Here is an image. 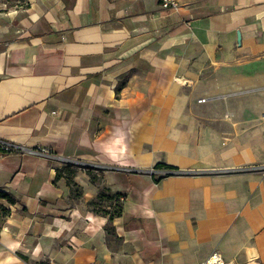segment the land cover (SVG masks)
Segmentation results:
<instances>
[{
  "label": "crops",
  "instance_id": "0c3cea01",
  "mask_svg": "<svg viewBox=\"0 0 264 264\" xmlns=\"http://www.w3.org/2000/svg\"><path fill=\"white\" fill-rule=\"evenodd\" d=\"M177 2L0 0V264H264V0Z\"/></svg>",
  "mask_w": 264,
  "mask_h": 264
},
{
  "label": "trees",
  "instance_id": "16d2710c",
  "mask_svg": "<svg viewBox=\"0 0 264 264\" xmlns=\"http://www.w3.org/2000/svg\"><path fill=\"white\" fill-rule=\"evenodd\" d=\"M72 167L67 166L65 169L61 170L66 173L67 177H70V174L73 173V170L71 169ZM153 170L157 171H166V172H171L173 169L170 167H167L163 164H157L155 167L152 168ZM90 168H87V171L90 173ZM60 172L57 173V177L59 176ZM154 177V176H152ZM161 178V177H160ZM92 181H94V177L91 178ZM67 185L72 186L75 188V184L67 180ZM118 195H110L107 193V190L105 188L101 189L100 193L97 195L96 199L94 201H91L87 203V208L94 214H100L102 216H107L108 221H112L113 218L115 217H120L121 216V206L120 203L118 202ZM1 202H5L9 205L13 204L15 202V199L13 196L0 192V225L2 221L9 215V211L1 204ZM102 203H105V207H102V209H99L98 206L101 205ZM114 206V211L111 212L112 206ZM106 207H109V209H106ZM110 232V228H107ZM31 264H48L47 261H40V262H34Z\"/></svg>",
  "mask_w": 264,
  "mask_h": 264
},
{
  "label": "built area",
  "instance_id": "2783aa9c",
  "mask_svg": "<svg viewBox=\"0 0 264 264\" xmlns=\"http://www.w3.org/2000/svg\"><path fill=\"white\" fill-rule=\"evenodd\" d=\"M158 1H159L160 7L164 10H176L179 7L177 0H158ZM199 102H203V100H199ZM15 150L16 148L13 147V145L6 143V142H0V155H4V154L10 153ZM35 152L38 154L44 155V156L48 155V152L42 148H38ZM241 171L248 172V173H254V174L259 175L261 178H264V165L248 166V167L242 168ZM158 172L163 174V176L171 173V172H166V171H157V170L150 169L148 171V174L151 176H154ZM202 264H225V263L219 255L214 254L210 256L208 259H206Z\"/></svg>",
  "mask_w": 264,
  "mask_h": 264
},
{
  "label": "water",
  "instance_id": "95a60500",
  "mask_svg": "<svg viewBox=\"0 0 264 264\" xmlns=\"http://www.w3.org/2000/svg\"><path fill=\"white\" fill-rule=\"evenodd\" d=\"M236 42H237V45L240 44V34H239V32L236 33ZM170 174H174V173H170Z\"/></svg>",
  "mask_w": 264,
  "mask_h": 264
},
{
  "label": "rangeland",
  "instance_id": "374dc122",
  "mask_svg": "<svg viewBox=\"0 0 264 264\" xmlns=\"http://www.w3.org/2000/svg\"><path fill=\"white\" fill-rule=\"evenodd\" d=\"M258 166H259V165H258ZM105 205H106L105 203H102L101 205L98 206V208H99V209H102V207H105ZM113 211H114V206H112V210H111V212H113Z\"/></svg>",
  "mask_w": 264,
  "mask_h": 264
}]
</instances>
